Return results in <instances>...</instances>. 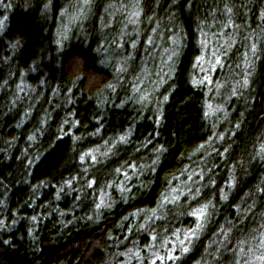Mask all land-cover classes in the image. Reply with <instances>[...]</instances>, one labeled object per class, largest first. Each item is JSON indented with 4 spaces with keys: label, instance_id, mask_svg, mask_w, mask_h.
Returning a JSON list of instances; mask_svg holds the SVG:
<instances>
[{
    "label": "trees",
    "instance_id": "trees-1",
    "mask_svg": "<svg viewBox=\"0 0 264 264\" xmlns=\"http://www.w3.org/2000/svg\"><path fill=\"white\" fill-rule=\"evenodd\" d=\"M81 1L0 0V264H264V0Z\"/></svg>",
    "mask_w": 264,
    "mask_h": 264
},
{
    "label": "rangeland",
    "instance_id": "rangeland-1",
    "mask_svg": "<svg viewBox=\"0 0 264 264\" xmlns=\"http://www.w3.org/2000/svg\"><path fill=\"white\" fill-rule=\"evenodd\" d=\"M81 2H83V0ZM129 3H130V6L125 11L123 22L120 25L123 31L120 33L121 37L117 41V44L119 45V48H121L120 50L121 52L125 51L131 54L132 49L135 47L134 45H135L136 39H132L129 37H131L132 35L131 32L136 31V29L138 28V24H137L138 12L133 6L134 2L131 0ZM83 6L85 5L81 4L80 5L81 8L73 9L72 12L74 14L63 15L64 19L61 22V26H62V33L60 37L61 39L63 38L68 39L70 36L77 33V26H75L76 25L75 21H77L79 18L78 10L82 12ZM115 14H116L115 10L107 14L108 24L112 23V21L114 20ZM126 34L129 36L128 37L129 40L123 39ZM122 40H123V43H122ZM125 40H126V43H124ZM148 42L149 40H146L145 44H148ZM168 42H169L168 47L160 51V53L162 52L160 56V62H162V64L160 65L161 66L160 70L154 73L155 75L152 78L154 82L152 81V84H150V86L147 85L143 87V90L141 91V93L140 91L139 93H137L140 96L139 98L141 100L149 99L151 97V90L153 88L155 89V87H157L159 82L163 80L164 69L167 67L168 63L173 58L174 54L176 53L178 49V43H176L177 40H174L173 37H169ZM228 46H229V43L225 36L224 37L219 36L217 39L216 38L207 39L203 43V46L201 48V58L199 59V65L197 67L200 80L208 81L211 75L214 72H217L218 67H219L220 58L228 50ZM140 72H142V69ZM141 76H142V73H141ZM146 82L150 83L151 81L149 82V78L144 77L143 75V79L139 81L138 84L141 83L142 85V83H146ZM194 225L195 227H197V221L194 223Z\"/></svg>",
    "mask_w": 264,
    "mask_h": 264
}]
</instances>
